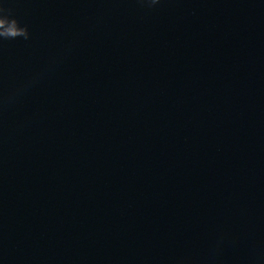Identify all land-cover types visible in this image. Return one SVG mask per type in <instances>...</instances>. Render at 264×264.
<instances>
[{"label": "clouds", "instance_id": "obj_1", "mask_svg": "<svg viewBox=\"0 0 264 264\" xmlns=\"http://www.w3.org/2000/svg\"><path fill=\"white\" fill-rule=\"evenodd\" d=\"M144 2V0H142ZM149 5H155L160 0H146ZM27 26H21L20 21L13 15V9L0 3V41L14 40L16 38L29 39Z\"/></svg>", "mask_w": 264, "mask_h": 264}]
</instances>
